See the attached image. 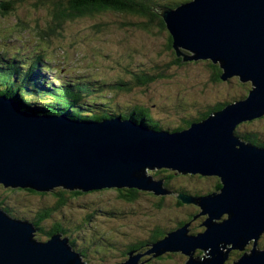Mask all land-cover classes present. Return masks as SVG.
I'll use <instances>...</instances> for the list:
<instances>
[{"label": "water", "instance_id": "95a60500", "mask_svg": "<svg viewBox=\"0 0 264 264\" xmlns=\"http://www.w3.org/2000/svg\"><path fill=\"white\" fill-rule=\"evenodd\" d=\"M155 11L164 18L178 56L218 63L221 79L238 76L252 83L248 95L173 132L121 115L81 121L32 114L0 96V185L38 192L135 188L165 195L172 193L149 170L218 176L220 191L177 196L202 206L200 215H209L202 224L207 230L189 236L186 224L145 254L181 251L189 256L185 264H227L232 249L244 250L254 240L253 250L232 263L264 264V249L257 248L264 231V147L236 135L240 123L264 114V0H189ZM223 214L228 218L215 221ZM37 231L33 222L0 206V264H85L68 236L57 232L43 241L35 238ZM197 248L206 252L204 258L194 256ZM133 252L122 264H141L137 261L145 254Z\"/></svg>", "mask_w": 264, "mask_h": 264}, {"label": "rangeland", "instance_id": "374dc122", "mask_svg": "<svg viewBox=\"0 0 264 264\" xmlns=\"http://www.w3.org/2000/svg\"><path fill=\"white\" fill-rule=\"evenodd\" d=\"M17 1L19 0H14V2ZM159 1L158 7L167 8L163 5L169 0ZM36 2L38 1L32 0V4L20 3L21 6L18 5L15 11H11L16 16L10 15L3 20L0 19V51L8 48L11 53L23 50L25 54H29L31 51H36V48L38 51L46 49L49 60L53 61V68H58L55 75L61 80L87 79L100 85L105 81L114 84L119 79L129 81L132 73L147 69L151 70V74L162 73L163 77L147 86L131 83V90L124 87H122L124 89L116 88L115 94L110 93L99 100L109 99L111 102L109 105L119 107L122 112L126 108L129 109L134 102H148L153 107L155 120L163 125V130L166 129L164 127H169V130L178 127L182 124L183 116L196 117L200 110L214 105L216 101L242 99L252 89L250 81L242 82L237 76L218 82L210 81L209 65L202 59L188 64H186L188 61H185L180 66L173 63L175 49H173V43L171 48L169 47L171 33L167 25L166 28H161L156 22L152 28L150 27L151 29L147 30L139 24L142 20L145 21L139 16L109 12L98 15L96 18H81L69 24L68 28L59 31L57 33L59 36L51 34L48 37L49 41L45 42L40 37L43 34L40 35V31H35H38L37 23L43 25L42 18L45 16L43 10L38 11ZM185 2L187 1H182V3ZM28 13V17L18 16V14L27 15ZM157 15L165 23L162 15L158 12ZM19 18L26 20V23L20 24ZM101 20L106 21L109 26L107 29H99L95 32L93 26L101 24ZM124 21L130 23L123 24ZM180 49L182 52L192 54V51L188 49L181 47ZM109 89L110 87H103L100 91L108 92ZM239 128L243 132L260 128L264 130V119L251 124L242 123ZM163 174L168 173L163 172ZM202 176L206 178L177 173L172 179L171 188L175 191V188L182 185L190 190H200L204 194L206 191L210 192L217 179L213 175ZM157 178L154 180H162ZM9 188L0 185V196L6 197L7 201L13 205L20 216L17 217L19 219L25 217L31 221L40 208L44 205L51 206L55 202L56 188L47 191L44 196L21 190L13 191ZM118 190L121 189L104 188L90 193L69 195L71 200L68 205L56 210L51 218H47L43 222L44 229L49 231L53 224L59 221H63L65 225H68L66 224L68 222L81 221L86 218V215L93 213L91 220L81 223L79 231L74 236L78 240L77 246H86L85 239L90 242L88 258L85 259L83 256L85 264H122L127 258L124 250L126 251L130 244L143 241L145 242L143 247L147 250L152 247L146 245L152 242L151 237L155 234L156 227L170 232L175 230L179 222L186 219L187 215L196 211L193 207L194 203L178 205L174 194H165V198L161 199L162 195L156 197L151 192L141 191L136 200L128 202ZM160 200L162 202L158 206ZM208 217L204 214L194 220L191 219L192 221L188 219L189 222L185 224L190 223L188 228L192 233L204 231L203 226L200 225L202 220L206 221ZM225 218H228L227 214L222 217V219ZM222 219H215V221ZM35 238L46 241L49 236L47 233L40 234L38 230ZM168 253L170 254L165 253V256L159 259L148 255L153 259L147 260L148 262L144 264H185L189 259V256L182 252ZM196 255L204 258L206 252L198 250Z\"/></svg>", "mask_w": 264, "mask_h": 264}, {"label": "trees", "instance_id": "16d2710c", "mask_svg": "<svg viewBox=\"0 0 264 264\" xmlns=\"http://www.w3.org/2000/svg\"><path fill=\"white\" fill-rule=\"evenodd\" d=\"M22 1L27 2V4L29 3L32 4V0H19L17 2H14V0H0V19L3 20V18L7 16L15 15L14 13H11V11L12 10L15 11L17 7L21 6L20 3L22 4L25 3ZM36 1H38L36 2V6L39 7L38 11L43 10L45 12V16L42 18L44 19L43 25L37 23L38 31L37 30L35 31L36 32L40 31L39 33L40 35L43 34L40 37L41 40H44L45 42L49 41L48 37H50L51 34L59 33V31L68 28L69 24L74 23L78 19L88 18V17L96 18L98 15L108 14L109 12L142 17V19H144L145 21L142 20L139 24H141L142 27H144L147 30H149L150 27L152 28L153 24L154 23L156 24V22L157 24L159 23L161 28H166L165 27L166 24L164 23L162 18L157 15V12L155 11V9L158 6H160L159 0H36ZM182 1H188V0H175V1L169 0V2L164 4L163 6L174 8L177 7L179 4H181ZM18 2L19 4H16ZM28 15L29 13L27 15L18 14L19 17L20 16L28 17ZM19 21H21L20 24L26 23V20H24L23 18H19ZM126 23H130V22H126V21L123 22V24ZM108 26L109 25L106 21H102L101 24H94L93 29L96 32L99 31V29H107ZM122 27L124 26L122 25ZM57 35L59 36V34ZM44 37L48 39L45 40ZM171 44H172V40L170 36V45H169L170 48H171ZM36 49H37L36 51L34 50L32 52L33 58L30 56H24V61L22 60L23 62L21 63H17L15 58L12 59L11 57H9L7 53H3L4 56L0 57V96H6L7 98L13 99L15 102L18 103V105L21 107L22 110H25L26 112H30L32 114H37V115L66 114L67 116L73 119L81 120V121H88V120L102 121L107 118L121 115L124 118L125 117L131 118L136 122L146 123L148 126L154 129L163 130L162 127L163 125H161V122L155 120L154 113L152 112L153 107L148 102L147 103L134 102L129 109L126 108L124 112H122V110L119 107L116 108L113 105H109L111 103L109 99H105L106 101L99 100V98L104 99L103 97L109 95L110 93L115 94L116 88L118 89L128 88L131 90L130 87L131 83H135L138 86H147L153 81L157 80L158 78L163 77L162 73L151 74V70L147 69L132 73L131 80L129 81H127V79L126 80L119 79L114 84H110L105 81L102 82L100 85L96 84L97 82L95 81H91L87 79L61 80L57 75L55 76V71H58V68L55 69L53 68V64H52L53 61H51V59L49 60V56H48L49 54L47 53V50L45 49L44 51H38V48ZM13 54H21V52L20 51L16 53L10 52V55ZM174 54L175 55H174L173 63L179 66L183 65L185 63L183 57L178 56L175 50H174ZM205 61H207L206 63L209 65L211 71L209 76L210 81L212 82H218L220 80L223 81V79H221V74L223 73V69L220 67V65L218 63H213L210 60H203V62ZM194 62L195 60H188L186 64L194 63ZM103 87H110V89L108 92L100 91V88ZM236 100L238 99L232 98L230 100L216 101L214 105H211L202 111L200 110L196 117H186V115L183 116L182 124H180L178 127L171 130H169V127L168 128L164 127V128H166L165 130H169V131H175V130H181L187 128L193 122L200 121L201 119L209 117L214 111L222 109L225 105ZM263 119H264V115L245 122L251 124L254 122L256 123L257 120L261 122ZM242 123H240L237 126L236 135L242 138V140H245L260 147H264V130L260 128L259 130L253 129L250 130L249 132L248 131L243 132L239 128ZM152 171H153L152 174L154 175L155 178L158 177L164 180V185L170 191H172V194L175 195L176 203L178 205H182L183 203H185L177 197L179 192L192 196H203L208 193L220 191L222 187L220 178L214 176L216 177L217 182H215L213 189L210 192L206 191L205 194L200 190H190L182 185L179 186L178 188L174 187L175 188L174 191L171 188L173 184L172 179H174L177 173L180 172H176L175 170L173 171L164 168L155 169ZM163 172H166L168 174L164 175ZM186 175L191 177L197 176L200 178H206L199 174L188 173ZM9 189L13 191L16 190L26 191L28 193L39 194L42 196L46 195L47 193V192H38L30 188H24V189L9 188ZM94 191L95 190L82 192L80 190H67L63 188H56L54 190L55 202L51 206L44 205V207L40 208L31 221L37 227L40 234L47 233V235L51 237L54 233L62 232L64 236H69V240L73 249L79 251L86 259L88 258V248H89L88 244L90 243L89 240L85 239L87 244L86 243L84 244L86 246L83 245L77 246L78 240L74 236L79 231L81 223H85L91 220V218L93 217L92 216L93 213L86 215V218L81 221L66 223L68 225H65L63 221L56 222L53 224L52 228H50L49 231H46L44 229L43 222H45L47 218H51L56 210H60L64 206L68 205V203L71 200L69 195L90 193ZM141 191L142 190H138L135 188H125V189H121L119 192L121 193L122 197H124L128 202L130 201L132 202L137 199ZM151 193L156 197L159 196V195H155L153 192ZM164 196L165 195H162V197L160 198L164 199L165 198ZM161 202L162 200H160V202L157 205L160 206ZM194 205L193 207L197 208L196 211L187 215L186 219L181 220L178 224V227L182 226L186 222H189L188 219L194 220V217L197 216L199 213H201V207L199 205L196 206ZM0 206L9 215L16 218L20 217L18 212L13 207V205L7 201L6 197L0 196ZM24 219H28V218H24ZM202 226H203V230L206 229V226L204 225ZM155 230H156L155 234L151 237L152 242H149L148 244L153 243L161 238H164L168 233L165 230H162L161 227H156ZM252 243L253 242H251L244 250H233L231 252L230 258L227 260V263L233 262L235 258L240 257L245 251L250 250L253 246ZM143 244L145 246V242L143 241L132 243L127 247L126 251L124 250V253L126 254L128 251L133 249L135 250L139 249V251H143L145 250ZM260 245L264 246V235H262V237L259 240V246ZM100 249L102 250L103 247L101 246ZM163 256H165V253L161 254L157 258L159 259ZM143 258L142 260L145 262L149 259H152V257L148 255H145Z\"/></svg>", "mask_w": 264, "mask_h": 264}, {"label": "bare ground", "instance_id": "6f19581e", "mask_svg": "<svg viewBox=\"0 0 264 264\" xmlns=\"http://www.w3.org/2000/svg\"><path fill=\"white\" fill-rule=\"evenodd\" d=\"M25 63V62H24ZM223 72H224V70H223ZM56 76V75H55ZM252 88H253V86H252ZM48 115H55V114H48ZM62 115H66V114H60V115H56V116H62ZM213 115V114H212ZM211 115V116H212ZM205 119V118H204ZM201 120H203V119H201ZM195 122H198V121H195ZM194 123V122H193ZM156 130H158V129H156ZM159 130H161V129H159ZM164 131H169V130H164ZM177 131V130H176ZM170 132H173V131H170ZM155 169H159V168H155ZM152 170H154V169H151V170H147L148 171V173L149 174H151L153 177H154V175L151 173V171ZM183 174V173H182ZM190 174H199V175H203V174H200V173H190ZM214 176V175H213ZM218 177V176H217ZM155 178V177H154ZM163 182H164V180H162ZM222 185H223V183H222ZM165 186V185H164ZM166 187V186H165ZM167 188V187H166ZM168 189V188H167ZM139 190V189H138ZM169 190V189H168ZM142 191H145V190H142ZM170 191V190H169ZM147 192H150V191H147ZM171 193H172V191H170ZM215 192H217V191H215ZM14 193V192H13ZM180 193H182V192H179L178 193V195L180 194ZM213 193V192H212ZM182 194H184V193H182ZM208 194H210V193H208ZM208 194H206V195H208ZM177 195V196H178ZM184 195H187V194H184ZM188 196H192V195H188ZM203 196H205V195H203ZM11 197V196H10ZM195 197H197V196H195ZM195 204V203H194ZM197 205V204H196ZM200 206V205H199ZM201 207V213L203 212V209H202V206H200ZM197 209V208H196ZM201 213H199L198 215H200ZM203 215V214H202ZM225 214H223L222 216H221V218L220 219H222V217L224 216ZM228 215V214H227ZM201 216V215H200ZM207 217H208V214H207ZM25 218V217H24ZM225 219H227V218H225ZM24 220H27V219H24ZM205 221V220H204ZM202 224H203V222H202ZM186 224H184V225H182V226H179V227H177L175 230H177L178 228H181V227H183V226H185ZM188 228V227H187ZM175 230H171L170 232H173V231H175ZM188 230H189V228H188ZM206 231V229H204V231H200V232H197V233H192V232H190L189 231V233H187V235H189V236H191V235H198V234H200V233H204ZM170 232H168L167 234H166V236L170 233ZM263 233H264V231H263ZM263 233L260 235V237L258 238V240H257V246H259V240H260V238L262 237V235H263ZM161 239H163V238H161ZM161 239H159V240H161ZM159 240H157V241H155V242H153V243H150L149 245H151L152 247H153V244L154 243H157ZM251 242H254V240H252V241H250L249 243H251ZM248 243V244H249ZM247 244V245H248ZM247 245H245V248H247ZM152 247H150L149 249H147V250H145V251H136L135 249H133V250H130V251H128L126 254H127V258L125 259V261H128L129 259H130V255H128V253H130V252H132V251H135V252H133L132 253V256H135V255H138V254H145L148 250H150ZM244 248V249H245ZM198 250H202L203 251V249H201V248H197V249H195V251H194V256L197 258L198 256H200V255H196V251H198ZM233 250H235V249H233ZM238 250V249H237ZM77 251V250H76ZM77 252H79V251H77ZM168 252H170V251H166L165 253H168ZM181 252V251H180ZM80 253V252H79ZM81 254V253H80ZM157 253L156 252H151L150 254H145V255H152V257H154V255H156ZM164 254V253H163ZM145 255H142L140 258H139V260L137 261V263H143L142 261L143 260H141L142 259V257H144ZM81 256H82V260L84 259V257H83V255L81 254ZM160 256V255H159ZM158 257V256H157ZM202 258V256H200V259ZM203 260V259H202ZM83 261H85V260H83ZM124 262V261H123ZM122 262V263H123ZM145 262V261H144ZM227 263V262H226ZM228 264V263H227Z\"/></svg>", "mask_w": 264, "mask_h": 264}, {"label": "clouds", "instance_id": "9594fccd", "mask_svg": "<svg viewBox=\"0 0 264 264\" xmlns=\"http://www.w3.org/2000/svg\"><path fill=\"white\" fill-rule=\"evenodd\" d=\"M8 188H9V187H8ZM252 244H253V243H252ZM260 247H261V248H260ZM252 248H253V246H252ZM252 248H251V249H252ZM257 248H258V249H264V246H261V245H260V246H257ZM251 249H250V250H251ZM250 250H247V252L250 251Z\"/></svg>", "mask_w": 264, "mask_h": 264}, {"label": "flooded vegetation", "instance_id": "af4514ba", "mask_svg": "<svg viewBox=\"0 0 264 264\" xmlns=\"http://www.w3.org/2000/svg\"><path fill=\"white\" fill-rule=\"evenodd\" d=\"M261 248V247H260Z\"/></svg>", "mask_w": 264, "mask_h": 264}]
</instances>
